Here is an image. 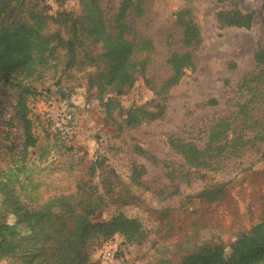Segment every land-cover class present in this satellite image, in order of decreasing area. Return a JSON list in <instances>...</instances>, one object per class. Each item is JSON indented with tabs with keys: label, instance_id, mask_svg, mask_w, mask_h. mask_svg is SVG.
Instances as JSON below:
<instances>
[{
	"label": "rangeland",
	"instance_id": "374dc122",
	"mask_svg": "<svg viewBox=\"0 0 264 264\" xmlns=\"http://www.w3.org/2000/svg\"><path fill=\"white\" fill-rule=\"evenodd\" d=\"M109 246L264 264V0H0V264Z\"/></svg>",
	"mask_w": 264,
	"mask_h": 264
},
{
	"label": "trees",
	"instance_id": "16d2710c",
	"mask_svg": "<svg viewBox=\"0 0 264 264\" xmlns=\"http://www.w3.org/2000/svg\"><path fill=\"white\" fill-rule=\"evenodd\" d=\"M108 48L110 49L111 53L115 54V58H117L120 53L124 52L128 48V43L126 40L116 38L109 42ZM117 68H119L118 74L120 75V77L122 76V79L126 80L125 82H127V84H132L134 79L131 70L128 69L127 67H123L120 64H118ZM124 85H125L124 83L114 84L107 79L104 80L103 83L101 84L100 90L102 92L111 91L114 90L115 88H123ZM25 108L27 109V107ZM131 122H137V118H135L133 114L129 119V123ZM23 123H24L25 135H26V142H28L29 146H35L39 140V136L33 131L32 120H30L29 118L26 117V115H24Z\"/></svg>",
	"mask_w": 264,
	"mask_h": 264
},
{
	"label": "built area",
	"instance_id": "2783aa9c",
	"mask_svg": "<svg viewBox=\"0 0 264 264\" xmlns=\"http://www.w3.org/2000/svg\"><path fill=\"white\" fill-rule=\"evenodd\" d=\"M102 256V264H120L117 250L113 246L107 247V249L104 250Z\"/></svg>",
	"mask_w": 264,
	"mask_h": 264
}]
</instances>
